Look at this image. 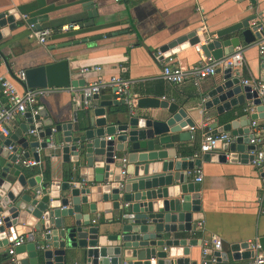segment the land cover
I'll return each mask as SVG.
<instances>
[{
  "label": "water",
  "instance_id": "water-1",
  "mask_svg": "<svg viewBox=\"0 0 264 264\" xmlns=\"http://www.w3.org/2000/svg\"><path fill=\"white\" fill-rule=\"evenodd\" d=\"M90 6L86 5L90 20L83 27L93 23L95 13ZM251 19L207 36L200 46L203 56L223 61L240 46L259 44L264 34L248 25ZM19 20L14 10L0 12V38L14 31ZM39 20L41 17L27 20L32 32L48 29V24H38ZM227 34L232 36L222 40ZM198 42L195 32L178 37L158 49L157 60ZM3 65L7 69L6 62ZM258 70L255 86L241 85L228 66L218 71L220 82L202 96V109L214 108L219 116L250 105L253 113L219 127L216 123L205 126V135L227 133L228 141H217L213 150L191 161L180 156L186 151L179 144L193 140L189 131L193 123L186 110L174 102L145 96L129 111L115 95L101 92L73 103L74 111L83 112L80 120L73 113L71 122L53 124L41 111L36 116L22 114L23 122L13 121L8 137L0 134V264H11L2 254L16 238L15 225L22 224L32 228L35 236L29 233L25 243L14 249V264H65L78 258L85 264H188L187 259L178 257L186 256L188 248L196 245V240L187 236L194 232L201 215L199 184L189 182L186 172L212 156L220 163L226 158L228 162L250 163L249 152L255 150L248 144L250 123L264 120V56L259 58ZM73 84L66 62L61 60L24 71L22 87L63 89ZM112 106L123 109L113 112ZM141 110L161 112L152 116ZM32 130L37 131L34 140L26 136ZM49 136L62 162L70 164L69 177L77 175L75 183L48 180L40 184L38 178H26L22 173L18 160H27L30 153L37 162V149L46 150ZM120 156L126 162L124 175L120 174ZM258 171L264 179V166ZM84 211L102 214L113 227L111 235L99 234ZM229 250L235 261L252 256L245 242L232 244ZM214 255L225 258L222 253Z\"/></svg>",
  "mask_w": 264,
  "mask_h": 264
},
{
  "label": "crops",
  "instance_id": "crops-1",
  "mask_svg": "<svg viewBox=\"0 0 264 264\" xmlns=\"http://www.w3.org/2000/svg\"><path fill=\"white\" fill-rule=\"evenodd\" d=\"M86 5H91L90 9L95 14L91 17L93 23L83 27L90 20ZM8 10H14L20 20L16 22L17 28L14 31L0 38V79L8 80L21 93L24 88L23 83L16 81L17 72L61 60L66 62L68 79L74 84L63 89H43L44 93L36 98L38 111L53 124L71 122L73 113L78 120L81 119L82 110L74 111L72 89L78 90L98 76L104 79L122 78L129 84V93L138 99L155 97L160 101L174 102L185 109L188 119L193 123V140L179 145L185 147L186 151L180 156L188 157L189 161L205 136L202 132L205 126L216 123V127H219L245 115L242 107L232 108L219 116H216L214 108L207 111L202 109V96L212 85L220 82L218 71L222 69V60L205 59L204 65L215 67L216 72L212 77L196 85L185 81L179 86H172L162 80L161 68L166 59L158 61L157 52L168 42L191 32L196 33L201 43L202 38L212 37L216 32L248 17H252L248 25L251 22L261 25L264 34V0H254V3L251 0H0V12ZM23 15L28 20L41 17L38 24H48L45 30L49 31V36L43 44L36 42L33 32L21 19ZM231 36L224 35L222 40ZM259 44L236 48L235 52H240L242 62L233 71L240 80L253 81L257 78L261 57L258 55ZM171 58L184 70L191 71L198 64L200 54L189 47ZM2 60L6 62L7 69ZM89 67H99L100 71L82 72L83 68ZM103 95L108 96L110 93L103 92ZM111 109L119 112L123 106H112ZM160 112L140 111L152 116ZM251 113L253 111L246 114ZM13 121L20 124L23 119L21 116L14 117L8 127L9 132L14 129ZM254 122L264 124V120L256 119ZM26 136L30 140L35 139L28 133ZM37 156V162L31 158L30 153L27 160H18L19 164L21 161L35 163L27 167L20 164L26 178L36 177L40 184L48 180L78 181L74 173L69 177L70 164L62 162L59 149H37ZM198 170L201 174L197 192L201 219L196 222L194 232L187 236L188 239H195L196 245L188 248L186 256L180 255L178 258L187 259L188 264H199L202 244L217 239L221 243L217 252L225 256L221 259L215 255L219 259L218 264H244L245 260L232 259L229 247L253 241L264 247V213H260L264 209V200L259 202L264 181L250 163L228 162L227 158L220 163L216 156L210 157L208 162H202ZM137 175L141 176L140 168ZM188 181L192 182L190 177ZM111 213L115 214L113 211ZM83 214L88 215L90 222L95 221L92 225L98 228L99 234L107 237L111 235L113 227L103 219L102 214H88L86 211ZM13 233L15 239L22 237L24 243L29 233L35 236L34 230L23 224L15 225ZM2 255L8 261L6 251ZM65 264L85 263L78 258L73 263Z\"/></svg>",
  "mask_w": 264,
  "mask_h": 264
},
{
  "label": "built area",
  "instance_id": "built-area-1",
  "mask_svg": "<svg viewBox=\"0 0 264 264\" xmlns=\"http://www.w3.org/2000/svg\"><path fill=\"white\" fill-rule=\"evenodd\" d=\"M117 1V0H116ZM22 21L27 22L26 16H21ZM251 27H256V31L263 32V27L259 24L251 22ZM28 29L32 28V24H27ZM49 36L48 30H39L33 32V37L36 42L41 45L43 44L47 37ZM205 38H202L201 43H197L193 46L194 52L200 54V59L198 64L191 69V71H186L179 64H175L171 57L166 59V62L161 68V77L162 80L172 86H179L185 81H191L193 85H196L199 81L206 79L207 77H212L216 70L214 66L204 65L206 61L201 52L200 46L205 43ZM159 55V54H158ZM258 55L264 56V37L260 44L258 45ZM209 60V59H208ZM242 58L239 51H236L230 57L221 61L220 67L225 68L229 67L232 71L234 68H237L241 65ZM99 67H89L83 68L82 72H99ZM16 81L19 83H24V72L19 71L16 73ZM241 85H252L255 86V82L248 80H240ZM128 82L119 77H109L104 79L98 76L93 82L82 86L80 89H72V101L73 103L78 101L80 98H90L91 96L98 95L101 92H109L116 96V100H122L124 105L129 111L135 107V103L138 99L136 95L129 93ZM43 90L39 89H23L21 93H18L13 85L6 79H0V134L3 137L9 136L8 127L14 117H20L24 113L30 114V116H36L38 114V108L36 105V98L43 94ZM85 105V102H84ZM252 108L248 105L243 109V112L246 114L250 113ZM52 131V130H51ZM189 131H193V128H190ZM250 134L251 138L248 140V144L253 145L255 150L249 152V155L252 156L250 165L257 170H260L264 165V124L259 125L256 122L252 121L250 123ZM29 135L36 136L37 131L32 130L28 132ZM106 140L108 138L106 137ZM228 141V137L225 134H219L216 136L205 135L202 137L201 142L198 146L197 151L191 157V160L198 159L204 153H208L214 149L217 141ZM46 149L53 151L57 148L56 143L53 138L49 136L46 140ZM120 174H125V159L120 158ZM22 166H33L35 163L32 161H21ZM188 176L191 181L194 183L201 182V174L198 168L188 172ZM264 181V179H263ZM261 194L259 197V202L261 203L264 200V187L260 189ZM260 213H264V209L260 210ZM94 220L90 223L94 224ZM198 226L200 224L198 223ZM24 243L22 237H18L12 241L6 250V255L8 256V262L14 264V249L19 247ZM221 243L217 239H210L208 242H204L200 249V263L199 264H218L219 259L214 255L215 252L219 251ZM248 247L252 252V256L245 261L244 264H264V247L259 244L257 241L248 243Z\"/></svg>",
  "mask_w": 264,
  "mask_h": 264
}]
</instances>
